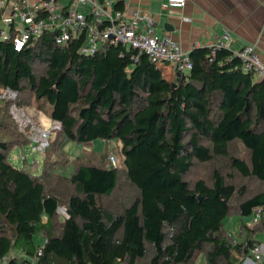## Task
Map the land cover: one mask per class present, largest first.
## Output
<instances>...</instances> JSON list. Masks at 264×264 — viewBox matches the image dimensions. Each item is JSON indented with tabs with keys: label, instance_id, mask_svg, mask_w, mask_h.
I'll return each instance as SVG.
<instances>
[{
	"label": "trees",
	"instance_id": "obj_1",
	"mask_svg": "<svg viewBox=\"0 0 264 264\" xmlns=\"http://www.w3.org/2000/svg\"><path fill=\"white\" fill-rule=\"evenodd\" d=\"M59 32L19 50L0 36V90L16 94L0 96V264H243L264 232V77L227 47L192 48L184 73L120 43L87 53L84 31L60 45ZM22 107L53 123L40 175L8 160L37 142L8 130ZM96 139L119 145L63 150ZM257 209L243 240L224 229Z\"/></svg>",
	"mask_w": 264,
	"mask_h": 264
},
{
	"label": "built area",
	"instance_id": "obj_2",
	"mask_svg": "<svg viewBox=\"0 0 264 264\" xmlns=\"http://www.w3.org/2000/svg\"><path fill=\"white\" fill-rule=\"evenodd\" d=\"M17 0H0L2 11L9 6L11 14L3 16L1 22L5 25L14 27V34L11 36L6 29H0L2 38H11L14 47L19 50L29 41L37 39L43 32L58 29L59 34L55 37V42L60 45H66L70 40L72 33L84 31L86 33V52L94 53L104 43L123 44L127 48L136 49L139 53L146 54L152 61L167 62L172 71L188 72L192 63L188 52L179 48V46L170 37H158L153 32L155 20L146 14L136 13L135 21H144L142 30H137L134 23H120L123 17L120 10L111 13L108 10L109 0H70L66 5L60 4V0H37L32 4H26V0H21L24 7L19 9L21 24L16 27L14 24L16 17ZM186 0H167L170 7H183ZM85 6L86 11L79 9ZM14 9V10H13ZM42 13V15L40 14ZM40 14V15H39ZM107 20L110 24L99 28L102 20ZM118 21V22H117ZM224 39H228L227 33ZM212 47H226L224 40H221ZM234 55L241 61V69L245 72H252L256 78L264 77V54L258 53L253 45H245L234 52ZM13 96L14 92L8 90ZM43 137H47V132H43ZM46 139L37 145H32L31 151H43ZM109 161L115 165L116 160L113 154H110ZM60 209V210H59ZM59 212L64 217L67 216L64 207L59 208ZM254 223L261 217V210L257 209L254 213ZM40 254V252H39ZM251 258L257 264H264V251L257 245L251 251ZM33 260V259H32Z\"/></svg>",
	"mask_w": 264,
	"mask_h": 264
},
{
	"label": "crops",
	"instance_id": "obj_3",
	"mask_svg": "<svg viewBox=\"0 0 264 264\" xmlns=\"http://www.w3.org/2000/svg\"><path fill=\"white\" fill-rule=\"evenodd\" d=\"M35 1L37 0H26V4ZM109 1L108 10L114 14L119 10L115 8L116 0ZM122 1L123 8L120 11L123 17L119 20L120 23H134L137 30H142L145 22L135 21V14L144 13L153 17L154 34L158 37H170L185 52L195 47L213 46L224 40L226 47L233 52L245 45H253L258 53L264 54V0H186L183 7H170L167 0ZM16 6L17 9L22 7L18 0ZM79 9L86 11L85 6H80ZM11 11L12 9L7 6L3 16L11 14ZM104 21L107 20L103 19L102 22ZM225 33L228 35L227 40L224 39ZM260 233L261 236L259 237L257 233L255 239L259 241L257 245L264 251L262 244L264 232ZM243 239L244 234L239 240ZM12 255L21 256L23 253L13 252ZM243 264L257 263L250 254Z\"/></svg>",
	"mask_w": 264,
	"mask_h": 264
},
{
	"label": "rangeland",
	"instance_id": "obj_4",
	"mask_svg": "<svg viewBox=\"0 0 264 264\" xmlns=\"http://www.w3.org/2000/svg\"><path fill=\"white\" fill-rule=\"evenodd\" d=\"M20 6L24 7V4L21 2V0H18ZM62 4H66L68 0H60ZM16 18H15V26L18 27L21 24V20L19 17V9L16 8ZM1 28L4 30L6 29V32L8 34L11 33V26L8 25H2L1 22ZM0 96H6V97H12L15 98L16 95H12L10 92H4L3 90H0ZM48 113H49V106ZM11 117L9 118V132H13L14 134H22V136L32 138L36 140L37 142L34 145L39 144L40 142L47 140L45 143V147L48 146L50 141H52L55 138V134L52 133L49 129L53 127V123L49 117V114L42 110V111H34L31 108H25L22 107L21 109H11ZM10 113V112H9ZM43 132H47L49 134L48 138L43 137ZM1 136H4L5 138H8L9 134H7L5 131L0 132ZM118 146L119 144H116L114 142L107 143L102 139H96L90 144H80L76 141H68L63 147V150L66 154L70 155L71 157H75L81 153V151L84 148L93 149L98 152H106L113 150L114 146ZM32 144H25L22 146H15L8 152V160L10 163H12L15 166L21 167L31 173L40 175L42 172V166H43V151H31ZM118 148V147H117ZM45 154V153H44ZM205 169L203 168L201 172H204ZM203 174V173H202ZM257 188V184L255 182H252L249 184V188ZM63 207V206H62ZM61 208V207H60ZM60 210V209H59ZM58 213L61 215V213ZM63 216V215H62ZM254 214L250 215H239L236 212H231L227 217H225L223 225L224 229L235 239H240V229L243 224L246 225H253L254 224ZM258 236H261V233L259 232ZM35 244H42L43 239L40 234H36L34 236ZM264 244V242L262 243ZM204 255L200 254L197 262L203 263L204 262ZM256 263V262H255Z\"/></svg>",
	"mask_w": 264,
	"mask_h": 264
},
{
	"label": "water",
	"instance_id": "obj_5",
	"mask_svg": "<svg viewBox=\"0 0 264 264\" xmlns=\"http://www.w3.org/2000/svg\"><path fill=\"white\" fill-rule=\"evenodd\" d=\"M177 76V80H179V73H176ZM176 85V83H172V86L174 87ZM200 198V197H199Z\"/></svg>",
	"mask_w": 264,
	"mask_h": 264
}]
</instances>
